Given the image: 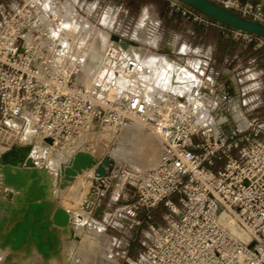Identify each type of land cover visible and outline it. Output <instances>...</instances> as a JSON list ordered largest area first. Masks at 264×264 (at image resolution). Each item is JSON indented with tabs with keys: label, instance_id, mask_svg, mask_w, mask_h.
Instances as JSON below:
<instances>
[{
	"label": "built area",
	"instance_id": "2783aa9c",
	"mask_svg": "<svg viewBox=\"0 0 264 264\" xmlns=\"http://www.w3.org/2000/svg\"><path fill=\"white\" fill-rule=\"evenodd\" d=\"M64 1L0 2V136L8 137L0 140L2 152L24 145L27 129L34 140L49 138L54 144L84 133L114 132L128 119H137L159 138L160 153L155 166L129 175L135 200L125 209L136 226L142 224L136 219L139 208L147 211L146 220L159 206L170 218L164 226H147L149 239L130 264H264V118L239 128L231 119L241 112L239 105L223 84L210 80L206 69V84L191 98L214 121V130L179 98H165L156 108L137 95L100 100L94 88L78 80L89 60L82 49L87 39L76 28L51 30L59 24L55 6ZM210 1L264 25L260 5ZM168 6L193 22L218 26L233 39L264 43L255 35L208 23L209 18L177 0H168ZM119 56L117 42L104 50L109 63ZM121 69L127 77L152 74L133 58ZM107 180L109 176L95 179L96 187H108ZM3 187L0 178V201L5 200ZM231 224L244 233L233 232Z\"/></svg>",
	"mask_w": 264,
	"mask_h": 264
},
{
	"label": "rangeland",
	"instance_id": "374dc122",
	"mask_svg": "<svg viewBox=\"0 0 264 264\" xmlns=\"http://www.w3.org/2000/svg\"><path fill=\"white\" fill-rule=\"evenodd\" d=\"M9 1L10 0H0V2L6 3ZM148 4L149 3L146 1L145 5L148 6ZM101 16L102 15H97L96 17L87 18L90 19V22L86 20L88 21V24L79 26H89L90 30L98 29L101 30L100 34L106 35V39L104 37L102 38L107 40V43H104V47L100 46L99 50L101 51H96L92 48V51L95 52L94 55H96V53L98 55L104 54V50L107 45L110 44V42H114L110 39L111 35H117L118 37L122 39L124 38V40L129 41L131 38L130 36L134 32V30H138V32L141 33V35H144L146 40H148V46H146V44V47H137L134 43H128L138 49L141 59H147L148 57L146 56H161L168 58L171 62H174L175 64L185 68L186 70L187 68L192 70V68H197L193 66L194 64L192 62H199L198 60L202 59L200 57L201 54L197 53L198 51H200L198 49H200L201 47L189 50L186 55H183L181 53L185 52V49H180L183 42L186 39H191V37L188 35L189 25L192 23L194 24L191 29L193 30V34H195L194 37H192L194 44H197V41L200 40V31L198 27L209 28L206 40H211L216 35V32L211 24L201 25L181 15L179 18L175 17L174 19H169L170 16L163 13V17L160 19L162 22L160 24L159 18L146 11L145 15L141 17L142 19L139 18V20L141 19L143 21L142 23L139 24L136 22L128 27L121 23L120 17L116 14H114L113 16L111 14L106 15L107 17ZM136 16L137 15H133L134 20L138 18ZM105 17L108 21H105ZM79 19L85 20L83 18ZM102 20L103 22L105 21V23L101 24ZM207 21L208 23L212 22L210 19H208ZM76 23L78 24V20L76 21ZM77 24L75 26H72L71 28L78 29L79 27ZM109 29H111V31H108ZM80 32L81 31H79V34L81 36ZM95 32V30L87 32L86 36H84V39L87 40L85 42L84 40L82 41V44H84V46L82 45L83 51H86V48L88 47L90 48V46L98 39L94 38ZM253 41H255L254 45H259V47L261 48L264 47V43L257 40H252L248 43H251ZM94 55L92 56L93 58L91 57V59H94ZM91 59L90 62L87 63L84 67L83 72L80 74L81 78L79 79L84 83L92 81L93 87L95 89V97L99 98L100 100L110 99L106 98L111 96L105 93V80H107L109 76L110 80L113 79V82L116 83L117 79L122 73V71L120 70L122 65H115L112 70V74H109V72L107 71L101 73L97 71L98 73L94 74V76H91V72H93V70L90 69L91 66H89L92 63ZM106 63L110 64L109 62ZM209 68L210 69L207 75L209 76L210 80H213V82L223 84L225 86L228 79L220 76L222 67L220 68L217 65L214 67V71L216 73H219L218 76L216 75L218 77L217 79L213 77L215 76V74L212 75L211 73V65L209 66ZM191 70L189 71L192 72ZM99 74H102L101 78L98 76ZM197 80L198 79L196 78L192 83L189 84L187 82L186 84H184L186 86L181 88L179 93H177L178 95L176 94L174 95V97L179 98L181 102L186 100L181 93H187V91L191 92L194 86H190L193 85L194 82H197ZM199 80L200 81L198 82V88L206 84L203 83L204 80L202 78V74ZM247 85L248 83L243 84V91H247L249 89V86L246 87ZM240 88L241 86H239L238 89L240 90ZM226 89H232L231 91H233V87L230 86L229 88L226 87ZM126 90L118 89V94L115 95V98L122 99L126 96H129V92L128 90ZM160 91L162 90L159 89L157 93L159 92L160 94ZM230 95L232 96V92H230ZM165 98L171 99L173 97L166 94ZM155 100L158 101L156 102L157 106L162 104L163 102V100L160 98H156ZM231 110L232 107L229 108L230 112H232ZM199 116L203 118L204 114L200 113ZM247 116L246 118H248ZM241 118L242 116L239 111H235V113H232L231 115V119L234 121H244V119ZM86 143L89 145L88 150L85 149ZM160 144L161 143L159 138L149 132L145 127H143L137 119H128L121 128L114 132L105 134L99 131L86 134L84 133L81 140L79 139V141H77L76 143L74 142L67 145L65 151L67 156L66 161H68L69 158L77 151H88L90 152V154L95 155V157H98L99 159L108 157L110 160H112L113 165L109 173V180H107V182H109L108 187H96L93 170L86 172V174L80 177L83 186H88V188L91 189L90 192H93L91 204L93 203L95 197V204H93L92 208H90L91 204L89 207L82 206V199L88 193V188L87 191L86 189L81 190L80 188H77L79 192L83 193L82 195L78 193L76 188H74V190L69 189L70 192H68L69 190H66L67 192L64 190L60 194L61 196L58 205L62 206L71 213L70 215L72 218V225L69 228H71L70 231L74 229V231L76 232H74L76 234V237L71 238L68 242L64 243L61 250V258L58 264H130L139 257L144 246L147 243V240L149 239L147 226L149 224H152L154 227L164 226L170 218V214L165 207L159 206L149 212L150 220H146L147 211L145 209L139 208L138 210H136V219L141 220L142 224L140 226H136L130 214L126 212L127 209H125L126 205L134 204L135 200L133 196V188L129 184V175L134 174L138 171L148 170L155 166L159 158ZM116 146L120 147L118 148V150L114 151L113 148H115ZM1 147L2 145L0 144V149ZM88 173L91 175H89ZM53 174H55V171L53 172ZM69 193L72 194L71 197L69 196ZM73 195H75L74 199H72ZM76 195H80V197H78L77 199ZM74 224H77V226H75ZM0 264L43 263L38 256H35L29 260H24L21 259V254L10 253L8 258L6 259L5 257H3L2 252H0Z\"/></svg>",
	"mask_w": 264,
	"mask_h": 264
},
{
	"label": "bare ground",
	"instance_id": "6f19581e",
	"mask_svg": "<svg viewBox=\"0 0 264 264\" xmlns=\"http://www.w3.org/2000/svg\"><path fill=\"white\" fill-rule=\"evenodd\" d=\"M55 17H57L56 12H55ZM68 18H71V17H68ZM65 27H66V24H64V26L62 28L59 27L58 30L64 29ZM54 32H56V31H54ZM100 37L96 40V42H94L90 46L91 49L88 47V48H86V51H84V54L89 56V60L87 63L90 62L91 57L95 53L92 51V48L97 51L100 49V46L102 47L104 45V43H107V42H105V39H106L105 37H104L105 39L100 38ZM121 42L124 43V46L121 44ZM121 42H117V44H119V46H120V56L118 57V60L113 62V63L107 64L106 63L107 61L104 58V54L98 55L96 53V55H94L95 57H94V59H91L92 63H91V65H89V66H91V68L88 67V68L93 70V72H91V74H92L91 76H94V74L98 73L97 71H99V73L107 71V72H109V74L110 73L112 74V70H113L114 66L117 64H120V66H121L127 58H133L136 61H138L139 63L143 64L145 67L150 68L152 70V74L151 75H134L132 77H127L124 75L123 70L121 69L122 67H121L120 70L122 71V73H121L119 78L117 77L118 79H117L116 83L113 82V79L110 80L109 76H108L107 80H105L106 82L105 83L103 82L105 89H106L105 93L107 95L111 96V97H106V98L113 99V98H115V95L118 94L117 93L118 89H121V90L127 89L129 92V95H137L147 104V106L149 108L150 107L156 108L157 107L156 102H158L155 100L156 98L157 99L160 98V99L164 100L166 94L174 97V95L179 93L181 88L186 86L184 84H186L187 82L190 84L193 81H195V79L191 76L189 71H187L185 68L175 64L174 62H171L168 58L161 57V56L160 57L150 56L151 57L150 58L149 56L145 55L150 60L148 58H147L148 60L147 59H145V60L141 59L140 55H139L140 52L138 51V49L135 46L130 45L123 40H121ZM112 43H115V41L110 42V44H112ZM110 44H108V45H110ZM99 51H101V50H99ZM197 67H199V66H197ZM103 75H105V74H103ZM98 76L101 78L102 74L101 75L99 74ZM79 78H81V77L79 76ZM78 80H79V83L82 86H84L85 88H87V89L94 88L92 81L84 83V82L80 81V79H78ZM199 81L200 80L198 79L197 82H194L193 85L190 86V87L194 86V88L191 90V92L187 91V93L183 92L181 94L184 96V98L186 99V102L189 105L188 107H186V109L188 111L193 112L196 115L197 119L200 122H202L204 125H206L209 129L214 130V126H215L214 121H212L206 115L205 109L199 108L198 105L196 104V102L191 98L192 92L194 90H196L199 86V84H198ZM201 84H202V82H201ZM185 88H187V87H185ZM116 89H117V91H116ZM159 89L162 90V91H160V94H159V92L157 93V91ZM200 113L204 114L203 118H201L199 116ZM236 121H238V120H236ZM237 123H238V126L240 128H244L247 125V121L245 123L244 121L239 120ZM105 133H110V132H104V134ZM82 135H80L77 138H73L69 141H64V140L63 141H56L54 144H49L47 142L34 140L32 132L28 129L23 133L22 141H23L24 145L30 146V149H31L30 150V156L38 164L39 168L37 169V172H38V176H39V183L41 185H43V190H44L45 196L48 199V201L50 202L52 210L57 206L61 207L60 205H58V202L60 200V196H61L60 194L64 190L66 191L69 189L74 190V188H76V189L80 188L81 190L86 189V191H87L88 186L84 187L83 183L80 180V177H82L83 175L81 176V174H80L74 178H71V177L66 178L62 174V171L60 170V167L61 166L65 167L69 163V161L73 157V155L75 154L74 153L69 158V160L66 161L67 156H66L65 151H66L67 145L74 143V142L76 143L77 141H79V139L81 140ZM5 139H8V137L7 136H0V140H5ZM85 146H86L85 149L88 150L89 145L86 143ZM119 147L120 146H116L115 148H113V150L116 151V150H118ZM84 152H86V151H84ZM0 153H2V147L0 149ZM86 153L90 154V152H88V151ZM90 155L98 161H100L102 159V158L99 159L98 157H95V155H92V154H90ZM8 169L11 171L12 174H14L15 171H19L20 173H22V171H24L23 169L17 168V167H8ZM92 170L93 169H90L87 171H92ZM54 171H55V174H53ZM89 175H91V174H89ZM2 190H3V195H4L3 197L5 198V201L7 203H9L10 206H15L16 202L20 201L22 198V189H20L17 186H9V187L6 186V187H3ZM77 191H78V189H77ZM90 191H91V189L88 188V193L87 194L85 193L86 196L82 199V206H84V207H87V206L89 207L91 202H92L93 192H90ZM68 192H70V190ZM71 193H69L70 197L73 194V193L72 194ZM78 193H80V195L83 194L82 192H79V191H78ZM80 195L79 196L76 195L77 199H78V197H80ZM74 196L75 195H73L72 199H74ZM94 196H95V192H94ZM63 209H65V208H63ZM66 211L68 212V214L70 216V220H69L68 225L66 227H52L51 228L52 232L54 234H56L59 238L60 251H59L58 255L51 257L50 260H48V261H44L43 259L40 258V256H38L34 252V250L30 249L31 246H24L18 251H12L9 248H5V249L0 248V252H2L3 257H5L7 259L8 256L10 255V253L21 254V259H24V260H29L35 256H38L43 264H58L60 261V258H61V250H62L64 243L68 242L69 239L76 237V234H75L76 232L74 231V229H72L70 231L71 228H69V227L72 225V218H71L70 212L68 210H66ZM0 217L2 218L3 225L5 227H8L10 223L8 221L4 222V219H6L9 216L3 209H0ZM78 221H80V220H78ZM74 225L77 226V224H74ZM230 228L233 230V232H235L238 235H242L244 233L242 228L239 226L231 224Z\"/></svg>",
	"mask_w": 264,
	"mask_h": 264
},
{
	"label": "water",
	"instance_id": "95a60500",
	"mask_svg": "<svg viewBox=\"0 0 264 264\" xmlns=\"http://www.w3.org/2000/svg\"><path fill=\"white\" fill-rule=\"evenodd\" d=\"M190 7L211 21L220 25L246 32L264 39V25L238 14L226 10L210 0H177ZM115 42L124 40L117 35H111ZM125 42L133 43L132 41ZM124 46V43L121 42ZM45 142L51 144V139ZM30 146L15 145L0 153V178L5 186H17L22 189V198L15 206H10L5 200L0 201V209H3L9 217L4 219L10 224L5 227L0 217V248H9L18 251L24 246H31V250L44 261L59 254V238L51 230L52 227H66L70 216L62 207H55L45 196L43 185L39 183L37 169L38 164L30 156ZM112 160L104 157L100 161L84 151H77L69 163L60 167L66 178H74L85 170L93 169L95 179L109 176ZM8 167L21 168L24 171L14 174Z\"/></svg>",
	"mask_w": 264,
	"mask_h": 264
},
{
	"label": "crops",
	"instance_id": "0c3cea01",
	"mask_svg": "<svg viewBox=\"0 0 264 264\" xmlns=\"http://www.w3.org/2000/svg\"><path fill=\"white\" fill-rule=\"evenodd\" d=\"M146 1L149 3L148 6L145 5ZM239 1L251 3L253 5H260L264 13V0ZM75 9L79 11L80 14H85L88 17H96L97 15H102L101 17H103L110 14L113 16L116 14L120 17L121 23H123L126 27L131 26L136 22L139 24L142 23L143 21L141 20V17L145 15L146 11L159 18L160 24L162 22L160 19L163 17V13L168 14L170 16L169 19L180 17V14L174 13L170 10L168 6V0H65L64 2H60L55 6V12L56 16L59 18V24L58 26H51V30L56 31L59 27L62 28L64 24H66L65 28H71L77 24V20L78 26L88 24V21L86 20L77 19L79 15ZM133 15H137L136 17L138 18L134 20ZM106 17L105 21H108ZM139 18L141 19L139 20ZM105 21L103 22L102 20L101 24L105 23ZM193 25V23L190 24L188 29V35L191 37V39H186L180 47V49H185L184 53L181 52L183 55H186L189 50L193 48L201 47L198 49L200 51L197 53L201 54L200 57L202 60H198L200 62H192L194 64L193 66L199 67L196 69L192 68V70L187 68V70L189 69L192 71L190 72L188 70L191 76H193L194 79H199L205 69L206 73H208L210 69L209 66L211 65V73L212 75L215 74L213 77L217 79L219 73L214 71V67L216 65L220 68L222 67L220 76L228 79L227 83L225 84L227 88H229V86L233 87V91L230 89L228 90V93L230 95V92H232V96L235 101L234 103L238 104L241 112H243L244 121H247L248 124L249 120L263 119L264 47L261 48L259 45H254L255 41L248 43L243 39H233L229 35H223L221 29L216 25H212L216 35L211 40H206L209 28L198 27L200 31V40L197 41V44H194L192 37H194L195 34H193V30H191ZM78 29L81 31L80 33L83 39L87 32L94 30L96 31L94 38H99L100 36V38H106V35L100 34L101 30H90L89 26H82ZM108 31H111V29ZM130 37L131 38L129 41H132L135 46L143 47L146 44V46H148V40H146L145 36L141 35L138 30H134ZM106 41L107 40H105V42ZM246 83H248L246 87L249 86V89L247 91H243L244 87L242 86ZM239 86H241L240 90L238 89ZM245 115H248V118H246ZM86 172L88 171L86 170L81 173V176L86 174ZM93 204H95V198L90 208L93 207Z\"/></svg>",
	"mask_w": 264,
	"mask_h": 264
}]
</instances>
